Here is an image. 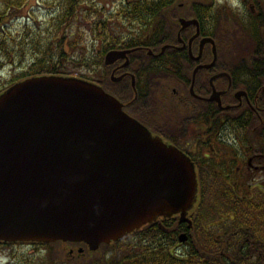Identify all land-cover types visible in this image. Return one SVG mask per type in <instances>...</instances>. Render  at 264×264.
<instances>
[{"label":"water","instance_id":"water-1","mask_svg":"<svg viewBox=\"0 0 264 264\" xmlns=\"http://www.w3.org/2000/svg\"><path fill=\"white\" fill-rule=\"evenodd\" d=\"M180 22L197 26L191 40L200 34L196 18ZM206 42L217 57L213 37L202 38L201 50ZM134 49H111L105 63H127ZM123 105L96 82L62 74L29 76L0 93V241L95 250L159 216L188 220L194 162Z\"/></svg>","mask_w":264,"mask_h":264},{"label":"trees","instance_id":"trees-1","mask_svg":"<svg viewBox=\"0 0 264 264\" xmlns=\"http://www.w3.org/2000/svg\"><path fill=\"white\" fill-rule=\"evenodd\" d=\"M36 1L38 0H0V66L6 67L10 74L7 83L0 88V93L14 82L29 76L73 73L65 68L66 61L75 62V60H70V54L66 51L64 44L68 35H73L67 33V28L74 17L80 18L82 22L93 20L90 23V31L95 40L102 44L101 49H96V54L92 55V58L83 56L79 59V62L83 61L82 63L88 67L96 64L106 66L104 54L110 49L137 47L138 49L130 54V65L135 66L137 63H143L149 69L146 70V75L149 74L152 78H156L157 74L171 72L172 64L169 62L171 58L182 56L180 51L173 47H168L158 56L149 54L148 48L160 51L165 44L178 43L177 33L180 26L178 12L182 8L180 3L182 1L187 3L188 0H128V2L118 0L115 4L116 11H110L106 6L98 8L93 0L46 1L43 5L49 8L47 15L51 16L52 14L50 20L53 26L52 30L42 29L40 21L42 18L38 12L33 10ZM101 1L106 5L107 0ZM198 3L202 6L204 2L198 1ZM256 3H259V8L264 10V0H257ZM192 4L195 5V3ZM213 8L211 5L207 11L197 9L194 12L203 24L201 26L202 34L212 35L218 42L235 47L232 49V55H234L235 51H238L236 46L242 45V39L238 36L242 33L238 28H233L231 34L228 29H223L227 31L221 30V20L229 19L230 15L221 19V15L214 12ZM169 9L170 11H168ZM104 11L106 13H103ZM251 13L252 10L247 7L246 19H250L249 14ZM207 18L214 19L213 28L204 26ZM112 20L115 21V26L112 25ZM236 20L239 25L241 24L240 29L242 30V14H237ZM258 20L259 22L256 20L255 24L247 22L244 27L248 39L242 55L247 58H260L261 61H248L244 65L243 71L246 75V88L252 89L254 93L258 91L261 94L260 100L264 102V11ZM21 22L24 23L23 26L15 31V26L18 23L20 25ZM61 34V39H59L58 36ZM82 40L84 41L82 32L77 38L70 40L73 52H77L79 41ZM183 55L189 58V54ZM220 55L227 56L224 54V49H221ZM161 57L168 60L159 63L158 59H162ZM162 63L166 64L167 68ZM138 73H144V70L139 68ZM83 76L86 75L83 74ZM117 84L123 93L121 99L136 93V85L134 87L130 80L123 79ZM137 90H139L138 87ZM143 91L139 92L136 103L143 102ZM245 114L248 119L253 118L255 124L258 122L259 118L252 110L245 111ZM245 137L247 157L248 153H264V126L254 130L248 126ZM259 173L262 177L254 176L243 184L241 213L237 204L240 199L236 192L222 189L219 192L216 190L199 194L198 202L201 206L207 205V202H217V200L227 201L228 206L230 204L232 210L235 211L237 219H230L226 223L227 225L222 226L225 234L222 239L227 238L228 240L215 241L216 238L213 234H208L204 226L196 222L193 234L198 233V235L192 234L184 248L175 249L173 244L176 241V236L174 237L176 233L170 228L169 220L172 218L170 217L167 219L166 224L169 227L166 228L165 235L159 233V228L154 234L151 229L149 232L143 230L136 242L140 248L148 247L149 244L153 250H136L140 252L136 255L133 253L136 258L130 264H230L231 259H235L237 264H264V173L262 171ZM130 238L131 233L115 242L114 248L111 245L108 246L109 244H104L107 246L106 248L114 250L109 261L110 264H126L123 258L129 254H127V242ZM24 243L0 241V246ZM28 244L38 249V260L22 254L20 261L19 253L12 251L10 252L12 256L9 259L14 257L13 264H54L56 261L60 262L59 259H63V264L67 263L65 262L68 258L65 252L66 242H28ZM43 250L44 253H42ZM118 250L120 252H117ZM6 264H10V262L8 261Z\"/></svg>","mask_w":264,"mask_h":264},{"label":"flooded vegetation","instance_id":"flooded-vegetation-1","mask_svg":"<svg viewBox=\"0 0 264 264\" xmlns=\"http://www.w3.org/2000/svg\"><path fill=\"white\" fill-rule=\"evenodd\" d=\"M198 1L204 2L202 6ZM228 1L232 4L231 8L223 4L224 0H188L190 3L183 1L180 3L182 8L178 12V24H180L177 33L178 43L169 44L171 45L169 47L179 50L182 56L170 59L172 70L169 74H157L156 78H152L149 74L146 75V70L149 69L145 64L137 63L132 66L130 58L127 63L124 58L109 67L117 77L121 76L120 79L111 78L110 82L108 81L110 85L101 82V79H98V83L117 96L124 104L125 111L147 126L152 133L177 146L191 157L197 170L199 194L216 190L219 192L222 189L236 192L240 199L237 204L241 213L242 187L251 178L247 172L259 170L264 173V153H248L247 157V147L244 142L248 126H251L252 130L264 126V105H262L264 102L260 100L261 94L246 88V75L243 71L248 61L261 60L242 55L247 44V33L244 27L247 22L252 24L259 22L258 19L264 10L259 8L257 0ZM237 1L238 7L236 6ZM192 3L195 5L193 6ZM211 5L214 7L213 11L221 15V19L230 15L228 20L233 22L235 20L238 23L237 14H242V45L240 43L242 49L235 51L234 55L231 54L230 44L218 42L212 35L202 34L203 24L194 12L197 9L207 11ZM247 7L252 10L249 20L246 19ZM182 17L196 18L199 21L200 34L192 40V36L197 32V26L191 24L181 29L180 19ZM207 21L204 26L213 28L214 19L207 18ZM222 21L223 19L220 23L221 30H223ZM179 33L182 41L179 40ZM207 36L213 37L215 41L217 57L214 56L212 42H206L201 50V40ZM221 49H224L225 55L232 56H221ZM154 52L158 51L154 50ZM186 53L189 54V58L183 55ZM161 58L158 59L159 63L168 60L165 57ZM164 66L167 68L166 64ZM139 68L144 70V73H138ZM133 78L136 93L121 99L123 93L117 83L126 79L132 84ZM140 91H143V102L136 103ZM249 110H252L259 118L256 124L253 118H247L245 111L249 112ZM187 218L188 220L181 221L178 214L169 220L170 228L176 233L174 234L176 241L173 244L175 249L184 248L185 243L191 239L196 229V222L202 224L208 234L212 233L216 238L215 241H225L227 238L222 239L225 236L222 226L227 225L230 219H237V216L230 204L228 206L227 201L217 200V202H207L205 206H201L197 201L187 214ZM167 219L159 216L131 233V238L127 242V254H129L123 258L124 263L130 264L135 260L133 253L135 255L139 253L140 251H136L138 249L153 250L149 244L148 247L140 248L136 240L143 230L149 232L151 229L154 234L159 228V233L165 235L166 228L169 227L166 224ZM182 233L188 235L185 243L178 240ZM193 235H198V233ZM114 243L111 242L108 246L112 247ZM123 243L120 244L123 245ZM104 244L93 250L84 242L67 241L69 263L110 264L114 250L106 248ZM11 256L12 253L9 252V257ZM13 260L14 258L11 259L10 264H13ZM230 264H237V261L231 259Z\"/></svg>","mask_w":264,"mask_h":264},{"label":"rangeland","instance_id":"rangeland-1","mask_svg":"<svg viewBox=\"0 0 264 264\" xmlns=\"http://www.w3.org/2000/svg\"><path fill=\"white\" fill-rule=\"evenodd\" d=\"M49 1V2H54V1H58V0H38L35 3V5L33 6V10L34 12H38V14L40 15V17L42 19H40V21L42 22V29L43 30H47V28H49V30L53 29L52 23H50L51 20V16L47 15L49 13V8L44 7V2ZM95 1L94 3L99 7H108V9H110V11H116L115 8V4L116 2H118V0H107L106 1V5L105 3H103L101 0H93ZM126 2H128V0H125ZM223 4L225 6H229L231 8L232 4L230 1L228 0H224ZM236 6L238 7V1L236 2ZM228 7V8H229ZM58 11V10H56ZM83 11V10H82ZM170 11V9L168 10ZM57 13V12H56ZM59 13V11H58ZM103 13H106L105 11ZM73 20L71 21V23H69L68 28H67V33L69 34H73V35H68L66 42L64 44L65 49L67 52H69L70 54V60H75V62H65V68L69 69L71 72L70 75H80L83 76V74H86V76L95 79L98 81V79H101V82L110 85V75H111V69H107L106 66L102 65V64H96V65H92L91 67H88V65H85L84 63H82L83 61L79 62V59L82 58L83 56H90L89 58H92V55L96 54V49L100 50L102 47V44L100 43V41L95 40V38L93 37L90 28H91V22L93 20H87L86 22H82L80 21V18H72ZM25 20V19H24ZM115 21L112 20L111 23L113 26H115ZM23 22L19 23L15 26V31L19 30L22 26H23ZM222 28L223 29H228V31L232 32V29H236L238 28L240 31V27L239 24L234 20H228V19H223L222 21ZM84 29V30H83ZM223 31H227V30H223ZM82 32L83 36H84V41H79V48L76 50L77 52H73L71 47H70V40L73 38H77V36H79V33ZM227 33V32H225ZM61 36H58L59 39H61ZM241 39H242V34L238 35ZM81 37V36H80ZM231 37V36H230ZM233 37H236V35H233ZM247 37H246V42H247ZM237 50H241L242 47L240 46H236ZM230 48V45H229ZM235 47L231 46V54H232V49H234ZM93 51V53H92ZM227 56H232V55H227ZM73 57V58H72ZM1 62V60H0ZM10 78V74L8 73V69L2 68L0 66V88L3 87L7 82V80H9ZM109 81V82H108ZM162 82V81H161ZM155 89H157V87H155ZM247 174H250L249 177H254V176H261L259 173V170L256 171H251V172H247ZM262 177V176H261ZM64 248V247H63ZM15 251L16 253H19V257H20V261L22 260V254L26 257H30L32 256L33 259L38 260V255H39V251L38 249L34 248L33 245L28 244V243H24V244H14V245H1L0 246V255H3V261L0 264H4L5 261L7 260V258L5 256H7L9 254V252ZM65 252L68 254V250L66 247ZM42 253H44V250L42 251ZM69 256V254H68ZM67 256V257H68ZM67 262L66 264H70L69 260L70 258H66ZM17 261V259H16ZM19 261V262H20ZM60 262L56 261L54 264H63L62 261L63 259H59Z\"/></svg>","mask_w":264,"mask_h":264}]
</instances>
